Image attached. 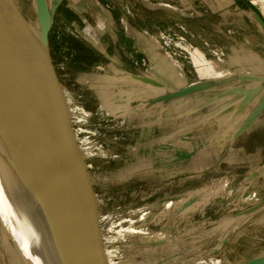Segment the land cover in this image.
<instances>
[{"label": "rangeland", "instance_id": "1", "mask_svg": "<svg viewBox=\"0 0 264 264\" xmlns=\"http://www.w3.org/2000/svg\"><path fill=\"white\" fill-rule=\"evenodd\" d=\"M13 1L37 28L34 0ZM47 1L50 7L55 2ZM83 1L85 8L107 9L109 3ZM81 12L64 0L50 43L70 105L94 113L92 120L77 116L75 127L82 186L94 196L89 214L108 264H248L264 256V112L245 129L264 89L255 92L256 84L240 81L244 70L228 57L225 77L201 78L200 69L166 54L155 37L163 58L172 67L165 57L175 62L190 85L231 80L168 104L143 103L129 117L104 111L100 88L87 78L104 72L90 67L85 75L86 64L76 61L73 39H82V30L73 24L78 15L85 20ZM169 28L159 27L154 35ZM80 47L86 49L81 57L96 58L85 43ZM129 59L136 60L133 54ZM143 60L147 69L150 61ZM256 69L264 74L263 63ZM9 223H0V264H17L2 239L4 232L11 236Z\"/></svg>", "mask_w": 264, "mask_h": 264}, {"label": "crops", "instance_id": "2", "mask_svg": "<svg viewBox=\"0 0 264 264\" xmlns=\"http://www.w3.org/2000/svg\"><path fill=\"white\" fill-rule=\"evenodd\" d=\"M72 1L85 18L78 15L72 23L82 30V39L76 40L97 56L83 74L88 75L90 67L104 72L87 77L88 84L93 81L100 88L104 111L129 117L136 106L150 105L190 85L186 74L163 58L154 35L159 27H172L178 21L192 31L214 34L229 60L236 62L233 67L244 70L241 76L264 78L256 73L264 64V0H109L107 9L85 8L83 0ZM145 58L150 61L147 69L142 64Z\"/></svg>", "mask_w": 264, "mask_h": 264}, {"label": "water", "instance_id": "3", "mask_svg": "<svg viewBox=\"0 0 264 264\" xmlns=\"http://www.w3.org/2000/svg\"><path fill=\"white\" fill-rule=\"evenodd\" d=\"M64 0H55L50 7L47 0H34L38 27L34 28L13 0H0V23L14 27L24 34L29 46L20 52L29 63L25 73L0 72V98L27 108L43 120V128L51 134L58 150L49 173L50 197L65 223L68 264H108L90 223L89 195L82 186V161L78 136L73 124L64 85L56 69L50 43V33L56 14ZM10 6V9H8ZM264 89V78L244 77ZM231 80V79H229ZM229 80H214L191 84L177 92L154 100L150 105L168 104L196 94L217 90ZM245 94H252L247 91ZM264 112V98L245 126L249 129ZM93 215V214H92ZM94 216V215H93ZM95 218V217H94ZM248 264H264V256Z\"/></svg>", "mask_w": 264, "mask_h": 264}, {"label": "bare ground", "instance_id": "4", "mask_svg": "<svg viewBox=\"0 0 264 264\" xmlns=\"http://www.w3.org/2000/svg\"><path fill=\"white\" fill-rule=\"evenodd\" d=\"M25 45L30 44L24 34L0 23L1 73L28 71L30 65L20 54ZM165 58L179 70L175 62ZM193 61L201 78L226 76L229 60L208 61L197 51ZM55 156L59 158L58 150L43 128V120L29 109L0 98V223L6 225L9 219L11 236L4 232L2 239L17 264H68L65 223L50 197L49 173ZM89 219L94 224V216L89 214Z\"/></svg>", "mask_w": 264, "mask_h": 264}, {"label": "built area", "instance_id": "5", "mask_svg": "<svg viewBox=\"0 0 264 264\" xmlns=\"http://www.w3.org/2000/svg\"><path fill=\"white\" fill-rule=\"evenodd\" d=\"M160 41L162 50L172 56L185 57L193 64L194 53L197 51L204 55V59L209 57L215 61H226L227 57L224 46L216 39L215 35L209 32L192 31L185 23L178 21L167 31L155 35ZM209 61V60H208ZM72 120L75 127L76 117H84L85 120H92L94 113H88L84 109H74L72 107ZM77 136L79 132L76 129ZM79 139V138H78Z\"/></svg>", "mask_w": 264, "mask_h": 264}, {"label": "trees", "instance_id": "6", "mask_svg": "<svg viewBox=\"0 0 264 264\" xmlns=\"http://www.w3.org/2000/svg\"><path fill=\"white\" fill-rule=\"evenodd\" d=\"M73 43L75 44L74 48H76V50L78 52V54L76 55V61H81L82 63L88 64V65L97 61V56L94 54V52H91V51H90L91 54H94L96 56V58L91 59L89 57H81L83 52L86 49H84V47L81 48L80 45H82V43L77 41L76 39H73ZM70 52H72V49Z\"/></svg>", "mask_w": 264, "mask_h": 264}]
</instances>
